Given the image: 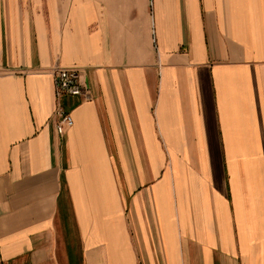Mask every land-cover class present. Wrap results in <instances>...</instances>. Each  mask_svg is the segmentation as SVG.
I'll return each mask as SVG.
<instances>
[{
    "label": "crops",
    "instance_id": "1",
    "mask_svg": "<svg viewBox=\"0 0 264 264\" xmlns=\"http://www.w3.org/2000/svg\"><path fill=\"white\" fill-rule=\"evenodd\" d=\"M0 264H264V0H0Z\"/></svg>",
    "mask_w": 264,
    "mask_h": 264
},
{
    "label": "built area",
    "instance_id": "2",
    "mask_svg": "<svg viewBox=\"0 0 264 264\" xmlns=\"http://www.w3.org/2000/svg\"><path fill=\"white\" fill-rule=\"evenodd\" d=\"M57 105L54 116L57 119L56 130L63 134L67 127L74 124V119L62 104V98L66 95L89 98L87 89L82 81L81 71L77 67L55 66L52 69Z\"/></svg>",
    "mask_w": 264,
    "mask_h": 264
}]
</instances>
